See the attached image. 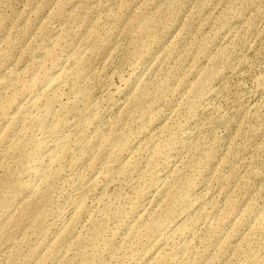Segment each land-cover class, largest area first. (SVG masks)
<instances>
[{
    "label": "rangeland",
    "instance_id": "rangeland-1",
    "mask_svg": "<svg viewBox=\"0 0 264 264\" xmlns=\"http://www.w3.org/2000/svg\"><path fill=\"white\" fill-rule=\"evenodd\" d=\"M0 264H264V0H0Z\"/></svg>",
    "mask_w": 264,
    "mask_h": 264
},
{
    "label": "bare ground",
    "instance_id": "bare-ground-1",
    "mask_svg": "<svg viewBox=\"0 0 264 264\" xmlns=\"http://www.w3.org/2000/svg\"><path fill=\"white\" fill-rule=\"evenodd\" d=\"M186 209H187V208H186ZM188 213H189V212H188ZM188 213H187V214H188ZM190 219H191V217H190ZM188 220H189V219H188ZM189 221H190V220H189ZM181 222H182V224H180L179 226H177V229H176V230H178V231H181L180 229L186 228V226H185L186 222H183V221H181ZM189 223H190V222H189ZM176 230H175V231H176ZM175 231H174V232H175ZM190 231H191V230H190ZM174 232H173V233H174ZM176 232H177V231H176ZM172 235H173V234H172Z\"/></svg>",
    "mask_w": 264,
    "mask_h": 264
}]
</instances>
